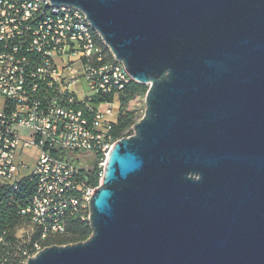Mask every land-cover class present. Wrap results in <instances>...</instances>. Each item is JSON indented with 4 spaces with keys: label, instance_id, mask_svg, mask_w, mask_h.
Here are the masks:
<instances>
[{
    "label": "water",
    "instance_id": "1",
    "mask_svg": "<svg viewBox=\"0 0 264 264\" xmlns=\"http://www.w3.org/2000/svg\"><path fill=\"white\" fill-rule=\"evenodd\" d=\"M51 1L84 10L149 87L92 234L24 264H264V0Z\"/></svg>",
    "mask_w": 264,
    "mask_h": 264
},
{
    "label": "built area",
    "instance_id": "2",
    "mask_svg": "<svg viewBox=\"0 0 264 264\" xmlns=\"http://www.w3.org/2000/svg\"><path fill=\"white\" fill-rule=\"evenodd\" d=\"M99 36L87 13L74 5L0 0V183L16 188L25 176L20 155L39 149L29 173L35 191L21 212L41 227V238L64 232L68 212L89 218L103 172L93 185L86 160L96 156L104 170L121 138L113 131L119 91L133 76ZM98 93L114 98L95 103ZM44 247L37 239L31 255Z\"/></svg>",
    "mask_w": 264,
    "mask_h": 264
},
{
    "label": "trees",
    "instance_id": "3",
    "mask_svg": "<svg viewBox=\"0 0 264 264\" xmlns=\"http://www.w3.org/2000/svg\"><path fill=\"white\" fill-rule=\"evenodd\" d=\"M98 39L105 49L111 52L100 36ZM148 87V83L131 79L119 91L120 113L118 121L113 125V131L117 137L125 136L126 133L124 132L136 122L133 111L126 110V106L137 94L146 93ZM113 98V93L102 95L98 93L92 98V101L99 103L106 100L112 101ZM101 172H103V168L98 163L89 168L87 174L93 185L99 184ZM35 186V179L31 174L25 175L18 182L16 188L0 183V236H2V240H0V264H24L25 259L33 254L34 242L37 239L45 246L55 243L64 244L85 240L93 232L89 218H83L79 213L68 212L64 217L66 225L64 232L50 233L45 238H41L42 229L36 227L30 239L23 242L17 236L16 231L24 221L29 220L28 216L23 215L21 209L31 199Z\"/></svg>",
    "mask_w": 264,
    "mask_h": 264
},
{
    "label": "rangeland",
    "instance_id": "4",
    "mask_svg": "<svg viewBox=\"0 0 264 264\" xmlns=\"http://www.w3.org/2000/svg\"><path fill=\"white\" fill-rule=\"evenodd\" d=\"M80 94H82L81 91ZM145 97H146V93H139L126 106V110L133 111L134 119L136 121L139 120L145 112V108H146ZM22 132L23 134H26L28 130L23 129ZM124 133H126L125 136L134 133L133 125L129 127ZM78 155L79 152L73 153V156L76 158V162H79V159L77 158ZM27 171H29V169H27ZM35 230H36V225H34V223H32L31 221L26 220L18 227L16 234L20 239L23 240V242H25L30 239L31 235Z\"/></svg>",
    "mask_w": 264,
    "mask_h": 264
},
{
    "label": "crops",
    "instance_id": "5",
    "mask_svg": "<svg viewBox=\"0 0 264 264\" xmlns=\"http://www.w3.org/2000/svg\"><path fill=\"white\" fill-rule=\"evenodd\" d=\"M119 103H120V100H119ZM38 155H39V149L37 147L27 148L20 155V158L25 162V167L23 169V172L25 175L31 172V169L33 165L35 164L38 158ZM27 169H29V171H27Z\"/></svg>",
    "mask_w": 264,
    "mask_h": 264
}]
</instances>
